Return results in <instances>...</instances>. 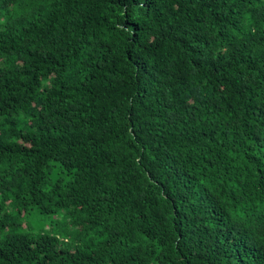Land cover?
Instances as JSON below:
<instances>
[{
	"label": "trees",
	"instance_id": "1",
	"mask_svg": "<svg viewBox=\"0 0 264 264\" xmlns=\"http://www.w3.org/2000/svg\"><path fill=\"white\" fill-rule=\"evenodd\" d=\"M0 264H264V0H0Z\"/></svg>",
	"mask_w": 264,
	"mask_h": 264
},
{
	"label": "rangeland",
	"instance_id": "2",
	"mask_svg": "<svg viewBox=\"0 0 264 264\" xmlns=\"http://www.w3.org/2000/svg\"><path fill=\"white\" fill-rule=\"evenodd\" d=\"M25 221L28 223V225H30L32 229H36L38 227L47 229L48 225L52 221H55L58 224L62 223V214H55L51 216H38L37 215L35 217L27 218Z\"/></svg>",
	"mask_w": 264,
	"mask_h": 264
}]
</instances>
